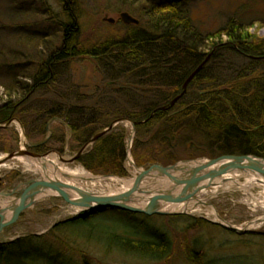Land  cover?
<instances>
[{
  "label": "trees",
  "instance_id": "16d2710c",
  "mask_svg": "<svg viewBox=\"0 0 264 264\" xmlns=\"http://www.w3.org/2000/svg\"><path fill=\"white\" fill-rule=\"evenodd\" d=\"M38 1L44 14L55 22L59 36L43 40L42 46L46 52H39L32 58L19 55L20 61L14 66L22 68L25 73L23 77L31 83L17 80V93H9V100L0 105V126L17 119L26 128V112L31 109L32 97L46 89L59 72L67 68L70 60L88 55L101 62L111 89L118 88L119 84L118 92L128 94L129 103L134 102L130 106L134 111L128 110L124 115H119L118 109L111 105L110 110L115 111H103L97 118L98 111L93 108L89 117L85 114L87 109L83 107L64 108L67 106L55 104L61 101L52 102L55 105L43 102L32 110L33 131L46 136L49 121L64 119L63 122L72 131L74 149L80 151L92 137L109 128L114 121L128 119L136 124L131 154L138 168L156 164L170 166L182 160L216 159L227 155L264 158V75L259 73L258 80L252 79L264 60V39L250 31L254 24L247 26L241 18L233 16L222 30L203 34L184 7V0H171L152 6L150 10H142L141 18L135 17L139 25L125 24V30L119 36L85 49L78 40L81 1L57 0L60 14H54L50 0ZM137 3L138 0H133L131 7L135 9ZM57 43L59 47H56ZM228 53L248 61L241 68L236 64L226 65L223 71L228 76L227 80H231L227 82L228 87L220 93L198 95L197 102L178 109L185 95L174 107H170L172 101L183 92V85L189 76L210 55V60L191 81L188 90L202 78L207 80L211 77L212 80L213 74L222 70V58ZM8 68H13V65ZM14 95L16 100L13 99ZM138 96L145 97L146 101H140ZM147 100L152 102L147 103ZM126 107L128 105L122 108L125 110ZM162 108L166 110L162 111ZM28 116L32 117L31 114ZM108 118H111V123L105 128L100 126ZM9 130L0 128V142H5ZM26 131L27 137L32 139ZM126 138L124 125L117 126L101 137L80 158L79 163L94 175L127 177ZM46 139L37 143L41 144L38 148L41 153L65 148L63 134H55L45 142ZM15 140L18 141V137ZM17 147L6 152L15 151ZM1 182L0 188L3 187ZM106 211L83 212L59 223L48 235L54 237L56 229L64 226H78L73 238L72 233L68 239L26 236L10 243H0V264H24L28 254L45 264H78L73 259V253L81 252L76 244L80 240H95L109 252L116 251L143 260L161 261L172 257L174 246L167 233L157 232L156 241L130 239L102 223L90 220L94 215ZM201 222L231 231L219 224L205 220ZM199 243H203V240L194 241L187 256V260L193 264H203L207 257H198L196 247ZM14 257L17 258L15 261ZM84 264L91 263L87 260Z\"/></svg>",
  "mask_w": 264,
  "mask_h": 264
},
{
  "label": "rangeland",
  "instance_id": "374dc122",
  "mask_svg": "<svg viewBox=\"0 0 264 264\" xmlns=\"http://www.w3.org/2000/svg\"><path fill=\"white\" fill-rule=\"evenodd\" d=\"M80 1L81 31L78 40L85 49H90L93 45L117 37L124 32L125 24L121 19L123 13L129 12L139 19L142 10H150L152 6H158L171 0H138L135 9L131 7L133 0ZM49 5L54 14L61 13L57 0H50ZM184 7L189 10L195 26L203 34L217 33L223 29L231 17L235 16L238 19L241 18L247 26L254 24L252 28L250 27V31L264 39V0H184ZM131 8L133 9L132 12L129 11ZM110 20L114 22H110ZM58 36V27L44 14L38 0H0V105L9 100L7 97L9 93H17L15 85L17 80L31 83L29 79L23 77L25 75L24 70L14 66V63L20 61L19 55L32 58L34 55L40 54L39 52H46L42 46L43 40L45 38L54 39ZM59 46L60 44L57 43L56 47ZM231 55V53L224 55L221 64L222 70H217L218 72L213 74L212 80L211 77L207 80L202 78L199 83L193 85L177 108L181 109L194 104L199 100L200 95H205L204 93H220L228 87L229 83L227 82L231 80H227L228 76L223 71L226 69V65L236 64L241 68L248 63L247 60ZM11 64L13 68H8ZM259 73L264 75V60L258 66L252 79L258 80ZM109 81L101 62L95 57L84 55L70 60L67 68L60 71L46 89L38 91L32 97L31 109L26 112L28 117V119L26 118L28 122L26 128L19 120L12 124L9 132L6 133L5 142H0V159L7 156L6 150L9 151L10 148L14 149L17 145L19 148H23L27 144L35 145L55 134L65 135L67 155H62V157L64 159L72 158L76 154V150L73 145L72 131L63 122L64 119L58 118L49 121L48 131L46 136H43L31 129V124L34 121L32 110L38 103L61 101L55 104L66 105L67 107L64 108H86L85 114L89 117L94 109V111H98L96 113H98L97 118H99L103 111L112 109L111 105L118 109L116 111L119 112V115H124V112L128 110L133 112L134 108L130 106L134 105V102L129 103L128 94L118 92L119 84L117 85L118 88L111 89ZM138 98L140 101H146L143 96H138ZM13 99L16 100L17 97L14 95ZM149 102L152 100H147V103ZM126 105L128 107L124 110L122 107ZM113 110L115 111V109ZM30 114L33 119L32 117L29 118L28 115ZM111 118L101 122L100 126L105 128L111 123ZM60 124H64L66 127H62ZM121 125H124L127 130V152H130L129 158L126 160L127 177L94 175L79 162L72 166H65L60 162L57 155L50 159L58 167L71 171L77 170L90 177L101 178V183L95 181V187L88 189L93 193L112 194L119 191L123 188L124 181L134 180L137 176L131 158L136 132H134L131 123H121L117 126ZM26 129L32 139L27 137ZM16 137H18V141L15 140ZM21 159L24 161L23 163L12 160L6 167H0V181L3 185L0 188V194L10 192L19 185L21 186L18 187V191L21 192L25 189V183L43 179V175L30 163L36 161ZM207 160H209L207 157L194 159L191 160L193 163L188 165L191 166L196 161ZM50 170L53 169L50 168ZM224 177L236 179L237 183L229 182L222 186L203 190L194 197L193 201L189 202L190 204L187 203L194 207L193 210L187 212L178 208L174 212L177 215L174 216L145 217L118 210H107L90 219L92 222L102 223L130 239L156 241L157 232L167 233L174 246V252L170 259L143 260L116 251L109 252L95 240H80L76 244L79 246L77 250L81 252L73 253L75 263L84 264L88 260L91 264H193L187 260V256L190 254L194 241L201 239L203 243H199L196 250L199 252L198 257L207 256L203 264H264V236L257 235L264 234V222H257L264 220V186L251 183L253 175H249L243 170ZM221 179L223 178L214 182L219 183ZM159 182L166 183L168 181L148 179L146 184L150 187L153 186L151 188L153 190L159 187ZM82 183L83 181H77L76 185ZM178 191L179 188L176 187L175 192ZM18 198L19 196L1 199L0 207H5ZM139 206L144 207V204ZM80 211L61 198L39 196L36 204L26 210L16 224L6 228L0 235V243H10L15 239L17 240L22 234H43L55 224L67 221ZM217 216H220L225 224L236 228V231L231 232L233 230L227 231L210 227L201 222V220L215 224L221 222ZM76 228L78 226H64L56 229L54 237H48L51 231L43 236H47L49 240L56 237L68 239L72 233L73 238ZM16 259L14 257V261ZM24 264L45 263L42 260H35L31 254H28Z\"/></svg>",
  "mask_w": 264,
  "mask_h": 264
},
{
  "label": "water",
  "instance_id": "95a60500",
  "mask_svg": "<svg viewBox=\"0 0 264 264\" xmlns=\"http://www.w3.org/2000/svg\"><path fill=\"white\" fill-rule=\"evenodd\" d=\"M121 19L126 24L138 25L139 21L130 16L128 13H123ZM110 22H114L110 20ZM212 55H210L206 61L198 67L186 80L183 85V92L172 101L171 106L173 107L185 94L187 88L191 81L196 77V75L202 70L203 66L210 60ZM165 111L166 108H162ZM154 116V115H153ZM119 123H131L133 130L135 131V123H132L126 119H121L114 122L108 129L92 137L88 143L82 148V150L73 158L65 160L60 157V162L64 165H71L77 162L84 152L92 145H94L101 137L111 132L114 127ZM11 123L6 126H0V128H5L10 126ZM55 153L51 152L45 155H38L28 152L25 149L8 154L4 159L0 161V165L6 164L15 158L25 157L30 158L35 161L49 160L48 158L53 156ZM59 156V155H58ZM193 163L191 161H182L178 164L163 167L161 165H154L148 169H138L141 173L135 178V183L132 189L127 192L120 194H99L91 193L85 189L68 184L66 181L70 180L68 174L61 175V178H53L50 176H45L41 181H31L28 188L25 189L24 193L10 205L4 208H0V234L2 231L13 225L18 221L21 214L30 209L36 203L39 196H53L60 197L67 201L70 205L81 209L82 211H97L104 209L119 210L124 212H129L133 214H143L146 216H174L177 213H171L164 211V207L167 204L172 203H189L193 198L203 190L210 187L222 186L223 184L229 182H235L234 179L224 178L219 181L218 184H213L214 181L226 175H231L234 172L243 170L247 174L253 175L252 182L258 183L264 186V159L258 158L252 155L244 156H222L216 159H210L205 161L201 166L194 167L190 170L188 174L184 177H175L173 175L179 165H188ZM56 168V169H55ZM60 169L58 166H54V172L58 174ZM46 173L48 169L44 166ZM156 175V176H153ZM149 177L157 179H165L172 181L176 187L180 188L179 192H169L154 199L147 207H141L136 205L135 194L140 190V185ZM175 187V188H176ZM2 194H0L1 196ZM4 195V194H3ZM9 195V194H7ZM8 216H10L8 218ZM218 219L223 222L221 225L228 229L236 230V228L225 224L224 220L218 216ZM258 223H263L264 220L257 221Z\"/></svg>",
  "mask_w": 264,
  "mask_h": 264
},
{
  "label": "bare ground",
  "instance_id": "6f19581e",
  "mask_svg": "<svg viewBox=\"0 0 264 264\" xmlns=\"http://www.w3.org/2000/svg\"><path fill=\"white\" fill-rule=\"evenodd\" d=\"M114 122H116V121H114ZM228 156H235V155H228ZM1 160L2 159H0V161ZM14 160L22 162V163L24 162L21 158H16ZM30 163L34 166V168L39 173L44 174L45 176H47L48 173H46V171L44 169V166H46L47 168L51 167L52 169H54L53 162L51 160H47L46 159L44 161H37V162H30ZM204 163H205V161H200V162H196V163L192 164L191 166L182 164V165H179L178 168L175 171H172V172H174L173 175L175 177H183V176L185 177L186 174H188L191 169H193L194 167L201 166ZM7 164L0 165V167H6ZM58 170H59L58 174H56L54 172V170H52V171L50 170V173L48 174V176L50 175L51 179H53V178H59L60 179L61 175L68 174L70 176V180L66 181L68 184L73 185V186L81 187V188L85 189L88 192H89L88 189H91V188L95 187V185H94L95 181H97L98 183L102 182L101 178L90 177V176L84 174L83 172H80V171H77V170L71 171V170H68L66 168H62V169H58ZM135 172H136V175H139V173H141V170H136ZM153 176H156V175H153ZM148 179H157V178L149 177V178H147L146 180L143 181V183L140 185V190L135 194L134 202H135L136 205L137 204L138 205L144 204V207H147L158 196H161V195H163L165 193L174 192L176 190L175 184L172 181H169V180H166V181H168L166 183H160L159 182L160 183V184L158 183L159 187L152 190L151 188L153 186L150 187V186H147V184H146ZM252 179L253 178H251V180ZM77 181H83V183L80 184V185H76ZM236 181L234 183H237ZM134 183H135V179L134 180H130V181H124L123 182V184H124L123 188L121 190H119V191L113 192L112 194H120V193L127 192L130 189H132V187L134 186ZM214 183L215 182H213V184ZM215 184H218V183H215ZM91 193H93V192H91ZM189 204H185V203L167 204L164 207V211L174 213L176 210H178V208L180 210L184 211V212L193 210L194 207L190 206ZM166 209H168L169 211H167Z\"/></svg>",
  "mask_w": 264,
  "mask_h": 264
},
{
  "label": "flooded vegetation",
  "instance_id": "af4514ba",
  "mask_svg": "<svg viewBox=\"0 0 264 264\" xmlns=\"http://www.w3.org/2000/svg\"><path fill=\"white\" fill-rule=\"evenodd\" d=\"M186 93H188V90H187V92ZM43 145V144H42ZM41 145H27V150L28 151H30L31 153H35V154H39V155H44V154H47V153H50V152H57L61 157H62V155H67V150L64 148V149H50V150H48V151H46L45 153H41V152H39V150H38V148L40 147ZM71 152V151H70ZM75 155V154H74ZM29 183L30 182H27V183H25L24 185H25V189L26 188H28V186H29ZM21 185H19V186H17V187H15L12 191H10L9 193H7V194H9V195H7V194H2L1 196H0V200L1 199H9V198H11V197H14V196H21L23 193H24V191H25V189H23V191H21V192H19L18 191V187H20ZM6 195V196H5ZM14 195V196H13ZM1 208V207H0ZM0 224H1V220H0ZM4 232V231H3ZM2 232V233H3ZM1 233V234H2Z\"/></svg>",
  "mask_w": 264,
  "mask_h": 264
}]
</instances>
